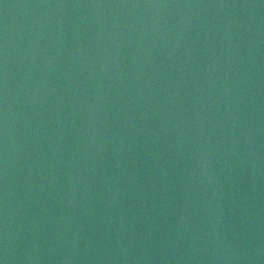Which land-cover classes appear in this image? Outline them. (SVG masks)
I'll list each match as a JSON object with an SVG mask.
<instances>
[{"label":"water","instance_id":"95a60500","mask_svg":"<svg viewBox=\"0 0 264 264\" xmlns=\"http://www.w3.org/2000/svg\"><path fill=\"white\" fill-rule=\"evenodd\" d=\"M0 264H264V0H0Z\"/></svg>","mask_w":264,"mask_h":264}]
</instances>
